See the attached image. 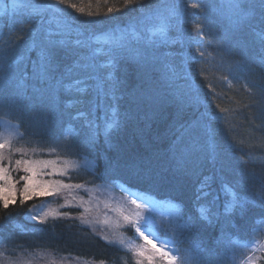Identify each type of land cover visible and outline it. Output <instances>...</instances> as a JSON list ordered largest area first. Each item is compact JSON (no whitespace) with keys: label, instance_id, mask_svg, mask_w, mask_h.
Here are the masks:
<instances>
[{"label":"snow or ice","instance_id":"obj_1","mask_svg":"<svg viewBox=\"0 0 264 264\" xmlns=\"http://www.w3.org/2000/svg\"><path fill=\"white\" fill-rule=\"evenodd\" d=\"M108 2L104 0L105 5ZM226 8L227 14L223 3L211 0H122L120 7L108 6L106 12L101 13L86 10L72 0H52L51 3L12 0L10 11L7 8L0 10V18H5V25L9 27V40L3 42L5 50L0 55L2 207L8 209L10 204L15 205L17 194L20 205H24L34 197H59L65 190L86 188L84 184L66 183L64 177L70 180L72 171L91 170L95 175L98 165L82 153L77 154V159L66 157L75 154L78 138L82 137L86 148L93 149L101 135L108 143L111 136L127 123L129 116L121 113L119 107L124 82L118 71L122 63L132 61L140 69L151 72L156 94L175 104L178 118L187 110L197 114L180 124V135L173 147V171L196 177L194 200L184 206L166 202L168 211L159 218L156 209L164 202L150 196L143 197V203L131 201L137 209L134 213L125 214L116 209L124 221V225L117 223L116 228L126 225L134 229L144 241L138 245L129 242L123 232L97 233L94 221L84 213L73 216L68 211L48 208L39 215H32L34 209H30L26 219L41 225L50 219L53 222L78 220L80 226L90 227L92 233L108 245L130 252L135 264H202V261L203 264H216L211 250L201 249L198 245H190L187 249L180 247L183 239L216 225L221 227V243L229 247L238 245L240 241L232 239L225 229L232 225L236 213L244 216L253 208H259L264 215V174L257 176L254 171L237 170L230 155L236 145L229 148L219 142L217 117L210 114L200 88L189 72L191 62L203 63L208 58L222 61L225 52L234 48L242 53H253L254 58L235 68L229 65L233 74L254 72V63L264 70V0H227ZM66 9L74 10L75 14ZM121 11L133 13L126 23L116 20V14ZM101 15L110 17L113 25L101 29L95 20L82 19ZM214 16L227 21L215 43L208 28ZM189 22L192 23L190 30L185 27ZM17 24L28 27L23 36L13 40ZM243 34H250L252 39L244 40ZM18 42L24 44L19 54L16 53ZM172 45H179L180 51H164ZM193 47L198 55L191 54ZM208 47L214 48V53L208 52ZM199 75L204 76L203 69ZM177 79L184 81L179 93L174 87ZM222 79L228 81L227 76ZM244 87L264 99V75L253 87L247 84ZM251 103L255 105L258 101ZM216 107L221 113L227 112L219 105ZM5 109L26 113L37 123L47 120L63 125L66 117L67 127H62L59 138L40 139L43 133L37 131L28 135L21 131L22 121L14 120L12 113ZM76 121L82 122L79 129L73 123ZM255 144L260 149L257 159L264 164V136ZM17 154L19 158H16ZM205 166H210V175H204L202 169ZM19 173L23 174L17 179ZM229 176L231 179L227 178ZM95 178L103 183L112 180L107 168ZM132 178L150 183L165 180L162 172L153 169L137 172ZM217 181L220 191L225 194L222 201L213 189ZM249 181H258L259 187H251ZM67 205H71V200L59 207ZM103 223L108 224V221ZM161 232L163 237L159 235ZM11 250V255H5L9 243L0 232V264H40L45 255L52 257L47 264H67L64 256L55 258L54 249L29 251L24 245L17 244ZM205 252L206 256L203 255ZM231 260L235 264V254ZM92 264H108V261L101 259ZM242 264H252V258L248 257Z\"/></svg>","mask_w":264,"mask_h":264},{"label":"trees","instance_id":"obj_2","mask_svg":"<svg viewBox=\"0 0 264 264\" xmlns=\"http://www.w3.org/2000/svg\"><path fill=\"white\" fill-rule=\"evenodd\" d=\"M33 2L35 3L36 0ZM41 2L51 3L52 0H41ZM72 2L85 7L86 10L104 13L108 6L120 7L122 0H109L107 5L104 4V0H72ZM211 2L223 3L225 14H227L226 1L211 0ZM11 4L12 0H0V10L7 8L10 11ZM66 10L75 14L72 9ZM132 14L130 11H121L116 14V20L126 23L127 18ZM82 19L95 20L101 29L111 27L114 23L110 17L104 15ZM4 20L5 18H0V55H3L5 50L3 42L9 40V27L5 25ZM226 24V19L216 16L212 18L208 28L211 33L210 38L214 43ZM27 27V25L17 24L12 39L14 40L16 36H23ZM185 27L190 30L192 23L185 24ZM245 31L248 33V30ZM242 38L244 40L252 39L250 34H243ZM23 47L24 44L18 42L16 53L19 54ZM207 50L214 53L212 47H208ZM164 51L175 53L180 51V46L172 45ZM258 51L257 48L256 52ZM190 52L193 55H198L195 47ZM252 58H254L253 53H242L239 49L234 48L230 52H225L222 61L208 58L203 63L200 61L191 62L189 72L200 88L202 99L210 109V114L217 117L215 123L220 132L219 142L222 146L229 148L236 145L235 151L230 155L237 170L254 171L257 176H260L264 174V164L257 159L260 149L256 146L255 141L264 136V112H262L264 99L248 92L244 85L253 87L259 77L264 75V70L256 63L253 64L255 71L252 73L241 71L233 74L228 68L229 65L235 68L241 62H250ZM104 59L106 60V58ZM201 69L204 71V76L199 75ZM118 75L124 82L120 93L122 98L119 101V107L121 113L128 114L129 120L111 136L108 143H105L104 136L101 135L93 149L86 148L82 137L78 138L75 154H70L66 158L77 159L79 158L77 154L82 153L92 159L98 167L95 170V175L91 170L79 173L72 171L70 172L71 179L64 177V180L67 183L84 184L86 187L116 188L123 184L129 189L158 200L171 201L181 206L190 205L195 198L196 177L184 176L173 171V147L180 135L178 130L180 124L191 120L197 114L187 110L178 118L175 104L166 97L161 98L156 94L154 77L151 72L140 69L135 62L122 63L119 66ZM224 76L228 77L230 83L222 79ZM174 87L179 93L184 87V81L177 79ZM253 100L258 103L253 105L251 103ZM217 105L227 109V112L221 113L216 107ZM5 110L12 113L14 120L22 121L21 131L28 135L37 131L43 133L39 137L40 139L59 138L62 134V127H67L66 117L63 125L47 120L37 123L26 113L16 109ZM201 111H203V107ZM73 123L79 129L82 122ZM230 125L231 128H229ZM241 141L243 143H240ZM250 152L252 155H249ZM106 168L109 170L112 180L103 183L95 177L104 173ZM148 169L162 172L165 177L164 182L150 183L132 178L137 172ZM202 171L204 175L211 174L210 166H205ZM227 178L231 179V176ZM113 181H118V183ZM249 185L258 188L259 182L249 181ZM213 189L222 201L225 194L220 191L219 181L213 184ZM46 200V197H34L26 201L24 205H20L19 194H17L15 205L10 204L8 209H4L0 204V232L9 243L7 253L12 254V246L20 244L27 247L29 251L43 248L54 249V256L74 259L80 257V260L91 263L104 259L108 261V264H113V262L114 264H135V259L130 252L118 246L108 245L98 235H94L90 228L80 226L78 220L53 222L50 219L47 224L41 225L39 222L26 219L30 209ZM69 212L71 213L72 210L70 209ZM261 212V209L253 208L247 215L235 214L232 225L225 231L232 239L240 241L238 245L229 247L225 243H221V227L216 225L208 227L206 230L202 229L188 236L187 239H183L180 247L187 249L190 245H198L201 249L211 250L216 258V264H232L231 257L234 254L236 256L235 264H242L248 257L252 258L253 264H264V215H261ZM72 215L74 216V214ZM124 231L126 237L139 241L130 228H126ZM159 235L163 237L164 233L161 232ZM9 237H11L10 241H8ZM254 237L260 244V248L255 252L243 246L244 243H250ZM203 255L206 256L207 252Z\"/></svg>","mask_w":264,"mask_h":264},{"label":"rangeland","instance_id":"obj_3","mask_svg":"<svg viewBox=\"0 0 264 264\" xmlns=\"http://www.w3.org/2000/svg\"><path fill=\"white\" fill-rule=\"evenodd\" d=\"M219 1L227 2V0H219ZM16 158H19L18 154ZM22 174L23 173L16 174V178L18 179V176ZM17 187L19 188L20 185H18ZM145 196H149V195L129 189L123 184L118 185L116 188H111V187L107 188L103 186H93V187H86L81 189L73 188L70 190L63 191L59 197L46 196L47 198L46 201H43L42 203L38 204L33 208L34 210L32 212V215H39L42 211H45L48 208H56L59 211H68V212L71 209L72 210L71 213L74 214V216H79L81 213H84V215L88 219L93 220L94 227L97 233H105L110 235L112 231L123 232L125 238L128 239L129 242L138 245L144 243V241L142 240V238L138 237V234L134 232V229L130 228L131 232L135 235V237L139 241L126 237V232L124 231V229L129 228L128 226L125 225L118 229L116 228L117 223H119L120 225H124L123 218L120 215V212L117 211L116 209L122 210L125 214L134 213L137 209L136 206L131 203V201L135 199L137 203H143L144 202L143 197ZM66 200H71V205H67L62 208L59 207L60 205H64ZM158 201L164 203H161L156 209L157 218H159L162 214L167 213L168 208L166 206V202H171L167 200H158ZM85 209H87V211H85ZM105 220L108 221V224L103 223V221ZM150 239L155 240L154 237H150ZM155 242L159 246V241L156 240ZM243 246H245L248 249H252V251L253 248H255L253 252L257 251L260 248L259 241H257L255 237L250 241V243H244ZM5 255H11V254L5 253ZM51 258H52L51 256L45 255V257L40 262V264H47V262ZM55 258L59 259L60 257L55 256ZM64 258L67 264H86V261L76 260L74 258H66V257ZM87 264H92V263L87 262Z\"/></svg>","mask_w":264,"mask_h":264}]
</instances>
